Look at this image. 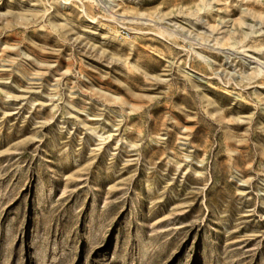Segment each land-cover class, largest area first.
Instances as JSON below:
<instances>
[{"label":"rangeland","instance_id":"1","mask_svg":"<svg viewBox=\"0 0 264 264\" xmlns=\"http://www.w3.org/2000/svg\"><path fill=\"white\" fill-rule=\"evenodd\" d=\"M0 264H264V0H0Z\"/></svg>","mask_w":264,"mask_h":264},{"label":"built area","instance_id":"2","mask_svg":"<svg viewBox=\"0 0 264 264\" xmlns=\"http://www.w3.org/2000/svg\"><path fill=\"white\" fill-rule=\"evenodd\" d=\"M119 36L121 38H125V37L129 36V31L127 29H120Z\"/></svg>","mask_w":264,"mask_h":264},{"label":"bare ground","instance_id":"3","mask_svg":"<svg viewBox=\"0 0 264 264\" xmlns=\"http://www.w3.org/2000/svg\"><path fill=\"white\" fill-rule=\"evenodd\" d=\"M172 62V61H171Z\"/></svg>","mask_w":264,"mask_h":264}]
</instances>
